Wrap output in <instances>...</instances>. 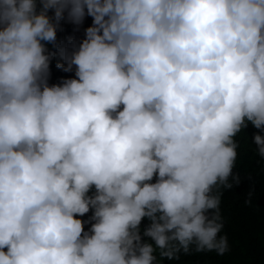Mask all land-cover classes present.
I'll return each mask as SVG.
<instances>
[{
    "label": "clouds",
    "instance_id": "clouds-1",
    "mask_svg": "<svg viewBox=\"0 0 264 264\" xmlns=\"http://www.w3.org/2000/svg\"><path fill=\"white\" fill-rule=\"evenodd\" d=\"M65 13L92 26L57 65L76 78L48 86ZM249 124L264 133V0H0V264L223 256Z\"/></svg>",
    "mask_w": 264,
    "mask_h": 264
},
{
    "label": "trees",
    "instance_id": "trees-1",
    "mask_svg": "<svg viewBox=\"0 0 264 264\" xmlns=\"http://www.w3.org/2000/svg\"><path fill=\"white\" fill-rule=\"evenodd\" d=\"M52 15L50 10L49 16ZM90 26H92L91 17L85 15L83 22L75 25L67 19L65 13V18L60 21L57 28L56 41L45 44L46 54H51L47 75L48 86L76 78L75 66L71 71L66 72L57 65L67 67L65 56L78 48L85 38L86 28ZM254 134L264 133H259L249 124L236 138L239 148L234 173L239 174L241 182L233 189L223 191L220 205L225 221L223 231L229 235L230 250L223 256H217L215 253L192 254L182 256L180 261H163L162 264H264V170L257 163L260 158L253 155L256 149L252 140ZM152 182H155V177ZM250 190L254 195L251 203L245 204ZM91 194L92 192L89 193ZM91 215L90 210L85 216L76 218L88 221ZM148 223L147 219L143 220L141 227H145ZM90 226V223H84V231H88Z\"/></svg>",
    "mask_w": 264,
    "mask_h": 264
}]
</instances>
